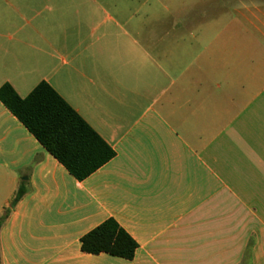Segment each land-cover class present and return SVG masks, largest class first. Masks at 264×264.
I'll use <instances>...</instances> for the list:
<instances>
[{"label":"crops","instance_id":"0c3cea01","mask_svg":"<svg viewBox=\"0 0 264 264\" xmlns=\"http://www.w3.org/2000/svg\"><path fill=\"white\" fill-rule=\"evenodd\" d=\"M214 1L0 0V88L47 83L114 151L78 181L0 101V264H264V0ZM110 218L130 261L80 249Z\"/></svg>","mask_w":264,"mask_h":264},{"label":"trees","instance_id":"16d2710c","mask_svg":"<svg viewBox=\"0 0 264 264\" xmlns=\"http://www.w3.org/2000/svg\"><path fill=\"white\" fill-rule=\"evenodd\" d=\"M0 101L78 181L114 157L111 147L45 82L24 99L5 85L0 88ZM22 195L19 190L10 208ZM8 212L9 209L0 224ZM80 243L85 254L104 253L128 261L137 249L135 241L111 218L84 235Z\"/></svg>","mask_w":264,"mask_h":264},{"label":"rangeland","instance_id":"374dc122","mask_svg":"<svg viewBox=\"0 0 264 264\" xmlns=\"http://www.w3.org/2000/svg\"><path fill=\"white\" fill-rule=\"evenodd\" d=\"M120 2L137 3L138 21L157 18L177 19L182 18L184 13H189L191 18L195 19L210 18L211 15L203 16L200 11L203 7L215 3L214 0H120Z\"/></svg>","mask_w":264,"mask_h":264}]
</instances>
